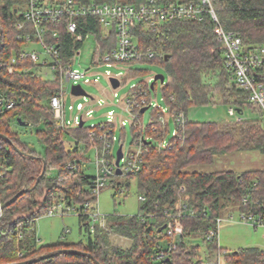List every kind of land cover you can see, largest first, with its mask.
Wrapping results in <instances>:
<instances>
[{
  "label": "trees",
  "instance_id": "trees-1",
  "mask_svg": "<svg viewBox=\"0 0 264 264\" xmlns=\"http://www.w3.org/2000/svg\"><path fill=\"white\" fill-rule=\"evenodd\" d=\"M90 2L91 0H80ZM98 3L138 4L145 0H94ZM164 3H189L178 0H158ZM42 5L62 4L63 0H40ZM214 8L221 26L237 32L246 49L264 46V0H214ZM26 0H0V95L14 101L12 107L0 112V194L3 204L21 190L37 186L3 209L0 218V264L20 263L56 250L60 253L32 264H219L223 253L231 264H264V249L240 247L228 252L218 245L217 238L207 239L216 226L215 218L235 210L264 211V169L197 171L188 168L210 163L215 155L238 149H256L264 152V117L261 109L249 100V94L237 82L235 71L227 66L226 47L215 33V23L206 14L203 20H177L151 24L141 22L133 29V42L138 48H151L153 58H141L133 63L157 61L161 63L169 82L163 87L164 101L172 114H184L178 133L166 148L145 146L142 169L134 176L140 202L139 212L155 213V219L142 220L137 215H108L106 228L91 232L86 218L79 216L86 241L80 244L59 243L37 245L33 220L42 217L54 203L62 200L67 207L95 199L93 178L83 170L84 152L88 146L80 142L63 141V131L57 128L51 97L58 82L42 72L47 60L36 62L22 56L29 50L20 34L34 32V25L25 21ZM23 26L19 28L18 24ZM68 18L48 23V31L58 30L59 47L63 60L73 59L82 42L75 41L67 31ZM84 32H96L104 49L109 39L101 34L97 19L80 18ZM50 35H47L50 41ZM36 42V38H32ZM12 68L10 72L9 69ZM131 75L142 72L129 70ZM256 79L264 84V65L252 70ZM148 94L151 86L141 82ZM156 82L154 83L155 86ZM142 95V93L140 94ZM173 97V98H171ZM149 98V96H148ZM222 102L234 108L239 120L227 125L216 121H191L188 110L192 106ZM257 113L253 116L251 113ZM140 113V120L143 114ZM18 120L34 125L44 151L38 152L11 130L9 123ZM142 122V121H141ZM132 135L143 131L131 127ZM163 131L154 111L152 122L143 134L156 136ZM126 129H121L124 141ZM72 136H86L84 129L73 130ZM124 136V137H123ZM77 168H68L69 163ZM46 166V167H45ZM45 167V172L43 173ZM126 181L123 185L127 186ZM185 187L184 191L181 188ZM248 198L247 207L243 199ZM158 202V204H155ZM171 213V215L166 214ZM179 227L169 236L165 224ZM131 238L130 247H121L115 237ZM200 240L199 242H194ZM172 246L167 257L158 258L163 244Z\"/></svg>",
  "mask_w": 264,
  "mask_h": 264
},
{
  "label": "built area",
  "instance_id": "built-area-1",
  "mask_svg": "<svg viewBox=\"0 0 264 264\" xmlns=\"http://www.w3.org/2000/svg\"><path fill=\"white\" fill-rule=\"evenodd\" d=\"M24 17L26 22H30L34 25V32H28L18 35L19 40H26L33 42V37L36 38V42L43 49V60H47L49 66L53 71L51 79L58 82V89L51 97L50 106L53 109L54 119L56 121L57 128L63 131L64 137L71 138L73 142H80L83 147L86 145L88 149L93 148L95 151V175L93 182V195L95 199L87 200L82 204H76L71 207H67L62 201L54 202L45 212L44 215L48 216H64L71 210H74L78 216L87 219L89 229L94 232L96 228H106L107 215L101 214L98 207V196L102 190L112 181L117 174V152L114 151L115 142L118 141L116 132L121 129H126L128 123L127 120L120 117L114 110H110L107 113L106 121L100 123H91L86 125L88 119L93 117L94 109L92 105L97 100L94 97L88 98L89 95H76L72 93L71 89H68V83L72 82L73 85H81L84 83H97L98 79L92 78L93 73L89 70L75 69L73 64L77 55L81 53L82 46L75 50L73 59L69 61L63 60V53L59 44L61 42V35L58 30L48 31V23H57L60 18L67 17V31L74 37L75 41L82 42L89 37L93 36L96 42V48L92 59L93 67L100 68L103 65L108 67L118 66L119 64L125 66H132L133 61L144 57L153 58L155 52L151 49L138 48L133 42L132 33L133 29L138 23L145 22L155 26L156 24H162L163 22H172L177 20H203L206 14H209L215 23V33L218 39L224 43L226 50L225 55L227 58V66L235 71L236 80L239 85L248 92L249 100L255 103L262 111L264 117V84L259 82L253 75L252 70L256 67L264 65V46H258L253 49H246L243 47L241 38L237 32L228 31L221 26L220 20L216 14L214 8V0H197L189 3H164L158 0H145L138 4L131 3H98L94 0L90 2H82L80 0H63L62 4L57 5H42L40 0H26V9L24 10ZM92 17L97 19L99 26L104 32H113L115 35V43L104 49L103 44L97 39L96 32H84L79 26L80 18ZM19 28L23 26L22 23L18 24ZM50 35V41L47 38ZM24 57L29 56L32 60L38 62L40 52L36 49L28 50L23 53ZM50 59V60H49ZM12 71V68L9 69ZM129 72V69H127ZM105 76L109 80V84L112 88L111 103L118 102L130 115V126L138 128L142 124V128L145 130L143 121L140 120L141 109L149 106H154V111L159 117L160 124L163 127V131L160 134L146 135L143 131H136L135 137L133 136L132 147L128 151H125L122 147L123 157L120 161V169L123 176L129 177L136 175L142 169L143 153L146 150L145 146L156 145L157 148H166L169 145V141H166L167 132L169 130L170 117L173 118L176 130L173 132L174 137L178 133V127L184 122V114H172L169 107L154 103L151 93L148 94L147 89L143 88L141 82L132 84L129 92L120 97L118 88L122 84L123 74L122 72L113 73L110 69H107ZM115 77L120 80V85L114 88L110 82V78ZM149 84V81H146ZM71 86V88H72ZM70 90V94L73 98L83 97L85 102H78L76 105L74 102L67 104V96ZM142 93V95H140ZM149 96V98H148ZM173 98V97H171ZM99 106L106 104L102 100H98ZM15 104L14 101H9L0 95V112H3L5 108L12 107ZM148 108V109H149ZM77 110V114L67 116V111L71 112ZM147 109V110H148ZM142 113V112H141ZM143 114V113H142ZM229 114L236 115L234 108H229ZM239 120V118H237ZM142 121V122H141ZM81 122L83 124L81 125ZM151 121L148 125H150ZM147 125V126H148ZM78 128L86 131V136H71L70 133ZM69 138V139H70ZM150 142V143H149ZM123 145V144H122ZM85 152L83 153V155ZM68 168H77L76 163H69ZM4 176V173H0V182ZM122 188H117V193ZM185 187L181 188L184 191ZM140 202L145 201L143 195L139 196ZM155 204H158L156 202ZM243 205L247 207L248 198L243 199ZM3 201L0 194V218L3 214ZM171 215V213L166 212ZM43 215V216H44ZM183 212H180L173 217H180ZM142 220L146 218L155 219V213L139 212L137 214ZM40 217L33 220V224L30 226L31 230L35 231V243L41 245L42 238L38 235L37 224ZM216 226L208 235L207 239L212 240L217 238L219 245L220 229L224 223L234 224H248L253 227L264 226V211L255 212L251 209L239 210V215L235 216L234 213H227L226 215L217 216L215 218ZM179 222L176 218L175 225H169L165 228L166 233L169 236L175 234L178 229ZM69 230L65 231V234ZM172 251V246L165 243L162 245L158 252V258L167 257ZM219 256V263H220ZM205 264V263H204Z\"/></svg>",
  "mask_w": 264,
  "mask_h": 264
},
{
  "label": "rangeland",
  "instance_id": "rangeland-1",
  "mask_svg": "<svg viewBox=\"0 0 264 264\" xmlns=\"http://www.w3.org/2000/svg\"><path fill=\"white\" fill-rule=\"evenodd\" d=\"M29 50L36 49L40 52L41 59L43 60V49L42 47L34 42L29 44ZM96 48V42L93 36H89L83 43L81 53L77 55L76 60L73 64L75 69L80 70H89L93 73L92 78L98 79L97 83H84L83 88L86 93L89 95L88 98L94 97L97 101L93 103L92 108L94 109L93 117L88 119L86 125L91 123H100L106 121L107 113L110 110H114L117 115L127 120V127L125 132L124 141L121 140V130L116 132L118 141L115 142L114 151L117 152L119 146L123 144V149L128 151L132 147V130L130 126L131 115L120 106L119 101L111 103L112 88L109 84V80L105 76L107 69H110L113 73L122 72L124 75L122 78V84L118 88V93L120 97L126 95L132 84H137L143 81H149L150 86L154 83V77L156 74H164L165 82L156 81L154 88L151 87V95L154 103L159 105L166 106L164 101L163 87L169 82V77L167 76L164 68L161 63L157 61L145 62V63H133L132 66H123L119 64L118 66L108 67L106 65L101 66L100 68L93 67L92 59L94 55V50ZM50 60V59H49ZM129 70L139 69L142 72L140 74L131 75ZM42 72L47 75L48 78H52L53 71L49 65L42 68ZM72 82L68 83V89H71ZM98 100L107 102L106 104L99 106ZM74 102L76 105L78 102H85L83 97L73 98L70 94V90L67 96V104ZM154 112V106L150 107L143 113L142 121L144 127L150 123L152 118V113ZM75 109L71 115V112L67 111V116L70 118L77 114ZM253 116H257V113H251ZM238 116H232L229 114V107L222 103L218 102L216 104H206L199 106H192L188 110V119L191 121H216L224 123L227 125L233 124L235 119L237 120ZM11 130L16 132L21 141L28 143L33 149L38 152H43L44 148L39 142L36 135L37 127L30 125H23L16 121L9 123ZM176 130V125L173 118L170 117L169 130L167 132L166 141H169L173 132ZM66 141H69V138H66ZM85 163L83 165V170L88 176L95 175V151L93 148L88 149L85 154ZM189 170L197 171H217V170H234L236 172H243L250 169H264V152H261L256 149H238L230 153L215 155L214 160L210 163L205 164H196L188 168ZM129 177L119 175L115 176L112 181L102 190L98 196V207L99 211L103 215H137L140 209V200L137 187V181L135 178H130V184L124 186L123 184L128 181ZM120 187V190L117 193V188ZM229 213V212H228ZM231 213H234L235 216L239 215V210H235ZM227 214V213H226ZM224 214V215H226ZM237 227H230L223 225L220 229L219 234V246L227 249L228 252L235 250L238 247H250L246 246V241L250 240L251 243L257 242V238H260L264 232V226L253 227L248 224L234 223ZM244 228L253 232L251 237L247 240L246 235H240L239 238H234L236 234L235 228ZM38 235L42 238L41 245H56L59 243L65 244H80V242L86 241V233L81 232L79 224V216L74 211L71 210L68 214L64 216H48L44 215L40 217L37 224ZM69 230L66 234L65 231ZM233 235V236H232ZM250 235V234H249ZM116 243L121 247H130L132 244V239L123 236L115 237ZM123 240V241H122ZM194 242H200V240H195ZM252 247H256L252 245ZM219 264H231L225 257L223 253L220 257Z\"/></svg>",
  "mask_w": 264,
  "mask_h": 264
},
{
  "label": "water",
  "instance_id": "water-1",
  "mask_svg": "<svg viewBox=\"0 0 264 264\" xmlns=\"http://www.w3.org/2000/svg\"><path fill=\"white\" fill-rule=\"evenodd\" d=\"M2 29L0 28V46H1V43H2ZM156 81H161V83H164L165 82V75L164 74H156L155 77H154V83ZM110 82L112 84V86L114 88H117L119 85H120V80L118 78H115V77H111L110 78ZM154 83H152L151 87L154 88ZM72 93L73 94H76V95H86V91L84 90V88L81 86V85H73L72 88ZM149 108V106H146L144 108L141 109V112L144 113L147 109ZM21 124L25 125L24 122H22ZM83 124V122H81V125ZM1 137L5 138L6 140L10 141L8 139V137H6L5 135H0ZM150 143V142H149ZM122 147L123 145L121 144L117 150V159H116V164L118 166L117 168V174L118 175H121L122 174V171L120 169V161L123 157V151H122ZM46 167V166H45ZM45 167H44V170H43V173L45 172ZM40 178H38V180L36 181L35 185L31 188H35L39 182ZM130 182H127V185H129ZM31 189H26V190H21L19 193H17L11 200H9L8 202L4 203L2 208H6L8 207L9 205H11L14 201H16L19 197H21L24 192L26 191H29ZM167 227V224H165L163 226V229H165ZM63 250H56V251H53V252H50L48 254H45V255H42V256H39L37 258H34V259H30V260H26V261H23V262H20V263H11V264H32V263H35V262H38L42 259H46L48 257H52L54 255H56L57 253H60L62 252Z\"/></svg>",
  "mask_w": 264,
  "mask_h": 264
},
{
  "label": "crops",
  "instance_id": "crops-1",
  "mask_svg": "<svg viewBox=\"0 0 264 264\" xmlns=\"http://www.w3.org/2000/svg\"><path fill=\"white\" fill-rule=\"evenodd\" d=\"M179 2L181 1H184V2H189L191 0H178ZM101 34L103 35L104 38L106 39H109V46L111 47L114 43H115V35L113 32H104L103 29L101 28ZM223 225H227V226H230V227H237L236 224H229V223H224ZM222 225V226H223ZM236 229V234L233 236L234 238H239L240 235H246L248 234V237L246 236V239L244 240H247L251 237V235L253 234V232H249V230L247 229H244V228H235ZM81 230V229H80ZM82 232V231H81ZM250 234V235H249ZM123 241V240H122ZM257 242H253L251 243L250 240H247L245 244H247L246 246H252V245H255L256 247H259L261 249H264V232L262 233V235L260 236V238H257L256 240ZM242 247V246H241ZM240 248V247H238ZM236 248V249H238ZM235 249V250H236Z\"/></svg>",
  "mask_w": 264,
  "mask_h": 264
}]
</instances>
